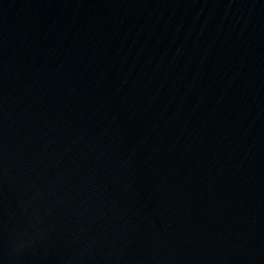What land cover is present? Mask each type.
<instances>
[{
  "label": "water",
  "instance_id": "obj_1",
  "mask_svg": "<svg viewBox=\"0 0 264 264\" xmlns=\"http://www.w3.org/2000/svg\"><path fill=\"white\" fill-rule=\"evenodd\" d=\"M0 264H264V0H0Z\"/></svg>",
  "mask_w": 264,
  "mask_h": 264
}]
</instances>
